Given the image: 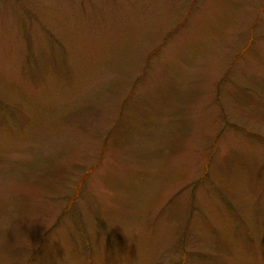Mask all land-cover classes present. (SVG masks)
<instances>
[{"label":"rangeland","instance_id":"obj_1","mask_svg":"<svg viewBox=\"0 0 264 264\" xmlns=\"http://www.w3.org/2000/svg\"><path fill=\"white\" fill-rule=\"evenodd\" d=\"M0 264H264V0H0Z\"/></svg>","mask_w":264,"mask_h":264}]
</instances>
